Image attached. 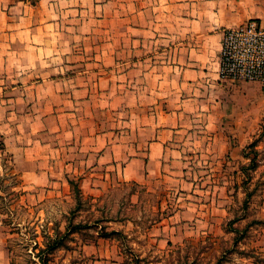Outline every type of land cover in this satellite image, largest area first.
<instances>
[{"label":"rangeland","instance_id":"rangeland-1","mask_svg":"<svg viewBox=\"0 0 264 264\" xmlns=\"http://www.w3.org/2000/svg\"><path fill=\"white\" fill-rule=\"evenodd\" d=\"M93 1L3 0V22H15L0 74L5 264H83L111 251L118 264H264V87L227 82L217 109L177 105L179 91H194L171 83L170 39L144 36L159 30L145 16L166 12L160 0ZM31 14L44 32L29 33ZM176 105L185 117H161ZM159 125L165 171L124 181L131 145L153 142ZM17 145L29 161L9 153ZM181 222L182 238L157 240L158 226Z\"/></svg>","mask_w":264,"mask_h":264},{"label":"crops","instance_id":"crops-1","mask_svg":"<svg viewBox=\"0 0 264 264\" xmlns=\"http://www.w3.org/2000/svg\"><path fill=\"white\" fill-rule=\"evenodd\" d=\"M41 2H37L36 5L38 3L41 4ZM98 7V2L93 1V8L97 9ZM5 8L7 7L4 6L3 0H0V74L3 73L4 67H9V59L4 56L7 54V49L9 50V45L6 43L3 45V33L6 31L5 26L6 24L11 25V29L15 26V22H9L8 20L3 22V9ZM160 9H165L166 12L164 14L160 13L158 17L148 13L145 16L146 21H152V19L159 20V30L154 29L153 31L151 28H145L144 36L149 32L150 36L170 39L169 45L163 49V52L175 56L174 64H170V68H173L176 73L174 76H171V83L176 82L177 85L181 84V89H184L185 85L192 86L194 91L192 95H185L179 91V94L176 95L177 105L179 101L191 98L190 104L192 105L191 110L194 111L193 113H199L200 107L205 105H211L212 109H217L223 102L221 93L224 91L225 83H227L219 77V59L223 32L226 29L244 25L250 20H255L264 28V0H160ZM180 9H183V12L179 11ZM30 19L31 32L29 33L32 36L39 31L44 32V30H36V26L39 27V25L33 24V14H31ZM168 22H172L175 27H168ZM2 84L3 76H0V85ZM246 85L247 87H264L256 83ZM203 88L205 91L202 90ZM236 88L241 89L243 86H234V90L232 91L233 94L237 93L238 96H242L240 95V90ZM177 105L174 110L166 108V112L162 113L161 117H169L171 119L173 117L177 119L185 117L184 112H189V108L186 106L185 108H180V105ZM209 116L212 115L210 114ZM227 117H230V115H227ZM240 123V125L244 124L242 120ZM161 127L164 128L166 126H157V136L155 135L153 142L147 144L138 142L131 145L132 149L130 151L133 150L135 154L127 158V161H123L124 163L121 165V177L124 181L142 183L145 179L150 181L157 178L158 175L165 171L164 167L168 163L166 159L167 150H169L170 144L167 139L158 136ZM174 128L178 129V127ZM171 133L174 132L171 131ZM0 135L3 136V116L0 117ZM103 149H105V146H103ZM28 151L29 149L17 145L14 149H10L9 153H12L15 159L22 162L25 156L28 159ZM108 151L112 152V147L106 148V156ZM120 157L113 153L111 155V164L117 166ZM163 176L165 177L164 174ZM182 177L184 178V176ZM180 213L184 214L182 211ZM182 223L181 226L176 225V227H174L175 224L169 225L168 223L158 226L155 230L158 232L155 235L157 240L161 234H165L167 231L174 232L173 235L168 237L170 241L182 238L179 233L180 231L182 234V229L185 227ZM6 259L7 246L0 233V264H5ZM119 260V254L111 251L105 254L98 253L92 260H86L83 264H118Z\"/></svg>","mask_w":264,"mask_h":264},{"label":"built area","instance_id":"built-area-1","mask_svg":"<svg viewBox=\"0 0 264 264\" xmlns=\"http://www.w3.org/2000/svg\"><path fill=\"white\" fill-rule=\"evenodd\" d=\"M219 77L230 83L264 86V28L255 20L224 30Z\"/></svg>","mask_w":264,"mask_h":264},{"label":"trees","instance_id":"trees-1","mask_svg":"<svg viewBox=\"0 0 264 264\" xmlns=\"http://www.w3.org/2000/svg\"><path fill=\"white\" fill-rule=\"evenodd\" d=\"M34 2H37V0H34ZM0 145H1V149L4 150V144H3V142ZM112 234L115 235L117 233L113 232ZM50 249L53 250V247H51ZM47 250H48V248H47Z\"/></svg>","mask_w":264,"mask_h":264}]
</instances>
